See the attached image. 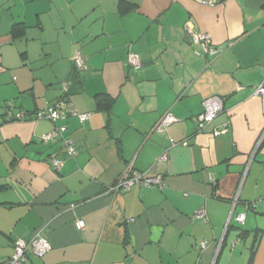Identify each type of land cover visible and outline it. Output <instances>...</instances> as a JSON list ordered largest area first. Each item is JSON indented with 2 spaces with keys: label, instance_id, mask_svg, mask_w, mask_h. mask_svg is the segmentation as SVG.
Wrapping results in <instances>:
<instances>
[{
  "label": "crops",
  "instance_id": "crops-1",
  "mask_svg": "<svg viewBox=\"0 0 264 264\" xmlns=\"http://www.w3.org/2000/svg\"><path fill=\"white\" fill-rule=\"evenodd\" d=\"M20 23L28 30L14 39ZM191 32L223 52L207 55ZM263 83L264 0H0V107L28 112L0 128V264L37 232L52 250L27 264H264ZM215 96L223 112L197 132ZM64 97L65 119H35ZM56 127L62 135L45 143ZM131 165L163 188L111 192Z\"/></svg>",
  "mask_w": 264,
  "mask_h": 264
},
{
  "label": "built area",
  "instance_id": "built-area-1",
  "mask_svg": "<svg viewBox=\"0 0 264 264\" xmlns=\"http://www.w3.org/2000/svg\"><path fill=\"white\" fill-rule=\"evenodd\" d=\"M204 4L214 5V2H203ZM191 38L194 45H199L203 48L204 52L207 55L212 57H217L220 55L223 50L217 48L213 45L211 36L204 33H194L191 32ZM75 69L78 73H81L87 69V64L85 59L82 57L80 52H77L74 58ZM130 64L135 69H140L142 66L141 60L135 56H130ZM70 83L68 81L63 82V88L65 91H68ZM255 94L264 98V83L258 86L255 89ZM66 103V98H62L57 101L55 104H47L44 110L39 111L35 115V119L42 120L47 119L54 123H57L60 120L66 118V113L63 109ZM224 109V100L221 97H211L206 99L203 102V112L197 116V132H203L206 128L211 125L218 116L223 112ZM4 111V112H3ZM74 116H77L82 123L90 119L91 114H82L77 111L73 112ZM28 117L26 111L20 110L17 114L14 113L12 107H0V128L4 122V119L10 120H25ZM175 122V118L168 114L166 115L155 128L156 131L164 133L169 126ZM215 135L220 134V132L215 131ZM62 135V128L56 127L52 132L43 137L45 143L52 142L58 139ZM63 148L67 157H75L77 150L70 139H63ZM171 144L173 146L177 145L175 140L171 139ZM184 146H187V142L181 143ZM166 156L163 155L158 158L157 161L166 160ZM51 162L55 170L60 171L64 165V161L58 159L55 155L51 157ZM135 185L143 186L150 188L152 186H159L160 189L163 188V180L160 177L151 178L146 174H139L135 172L132 165L125 171L123 176H121L118 183L112 187L111 192H127L130 191ZM248 206V204H247ZM200 218L204 217V213L200 212L198 215ZM234 220L240 225H244L246 221V214L237 215ZM76 227L79 230L85 228V223L83 221H78ZM241 244L240 239H235L232 242V248H235L237 245ZM206 243H203L202 246H205ZM52 246L47 238L43 237L40 232H37L32 238L28 240H18L14 243V253L4 264H27L29 261L30 255H34L38 258H44L50 251Z\"/></svg>",
  "mask_w": 264,
  "mask_h": 264
},
{
  "label": "trees",
  "instance_id": "trees-1",
  "mask_svg": "<svg viewBox=\"0 0 264 264\" xmlns=\"http://www.w3.org/2000/svg\"><path fill=\"white\" fill-rule=\"evenodd\" d=\"M27 30H28V26H26V24H24V23L15 24L12 27L10 34H11V36L14 39L21 38L22 36H24L26 34ZM96 101H97L98 105L101 106V107H103V108H108V109L111 108L112 100L106 94H99V95H97L96 96ZM7 107H12V106H7ZM5 121L6 120L4 119V122ZM7 121H9V119ZM246 203L248 204V208L249 209L255 210L254 208L256 206L257 201H249V202H246ZM238 225L240 227L244 226V225H240V224H238ZM242 235H243V231L241 232L240 237H242ZM237 239H240V238H237Z\"/></svg>",
  "mask_w": 264,
  "mask_h": 264
}]
</instances>
